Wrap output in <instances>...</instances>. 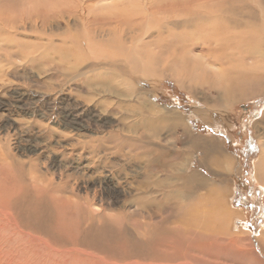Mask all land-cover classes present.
I'll list each match as a JSON object with an SVG mask.
<instances>
[{"label": "rangeland", "instance_id": "rangeland-1", "mask_svg": "<svg viewBox=\"0 0 264 264\" xmlns=\"http://www.w3.org/2000/svg\"><path fill=\"white\" fill-rule=\"evenodd\" d=\"M262 5L264 0H0V264H264V184L257 182L264 154V82L248 80L252 96L235 104L225 128L224 107L203 104L201 110L221 114L219 128L198 113L199 102L184 87L160 76L169 70L165 65L173 50L200 38L183 28L200 8L237 16L256 14ZM69 26L79 33L69 32ZM81 32L90 33L84 41L91 43L108 34L114 38L108 45L107 39L101 42L105 58L87 52L90 61L130 60L133 47L150 62L147 41L160 47L151 63L159 90L153 98L137 94L129 102L141 109L140 102L152 99L168 114L189 119L186 126L204 145L212 143L235 159L224 206L239 218L227 223L228 233L219 221L205 227L196 220L202 199L194 201L188 222L180 201L156 193L150 202L145 192L152 188L141 184L149 162L140 155L144 147L130 145L137 136L124 120L130 109L107 113L97 102L114 106L113 98L92 94L86 84L52 70L62 53L61 38ZM50 35L55 37L47 39ZM50 39L58 46L41 52ZM179 59L170 63L173 76L190 68V61ZM132 61V68L149 69L136 57ZM136 74L142 81L133 86L150 91L151 77ZM186 79L198 85L195 76ZM197 88L212 94L207 86ZM245 127L240 139L238 130ZM175 133L170 143L158 141L169 152L187 141L184 129ZM244 143L253 145L248 156L241 150ZM201 155L193 150L190 163L198 164Z\"/></svg>", "mask_w": 264, "mask_h": 264}, {"label": "bare ground", "instance_id": "bare-ground-1", "mask_svg": "<svg viewBox=\"0 0 264 264\" xmlns=\"http://www.w3.org/2000/svg\"><path fill=\"white\" fill-rule=\"evenodd\" d=\"M246 8L251 10L249 6H246ZM82 10L85 9L83 8ZM199 11L200 12L197 14L195 13L193 17L188 18L184 22L185 25L183 28L192 29V33L195 32L200 38L195 41H189L190 43L173 50V52H171L172 56L167 58L168 63L165 65V67H169V70L167 69V71L160 76L161 78L174 79L182 89L184 87L185 90L199 102L197 111H199L198 113L204 116L206 120L210 123L213 122V124H220L221 126L223 124V127H227V117L230 116L231 109L233 110L235 104L240 101L242 102L244 99H249L252 96V91L249 89H251V86L254 84L253 82L249 83L248 80L250 81L251 79L257 78L258 80L256 81L259 83L264 82V5H262V10L256 14V10H254V12L252 10L248 14L237 16L226 11L218 14L219 11L215 13L212 12L213 10L208 11L205 8H200ZM84 13L85 11H83V14ZM75 24L77 23H74V25ZM71 27L72 26H69L68 28L69 32L74 30L75 33H79V29L76 30ZM161 32L163 33V30H161ZM161 32L158 31L157 35H161ZM51 33L53 34L52 31L50 34ZM89 36L90 33L87 32L83 35V32H81L75 37L68 35V37L61 38L63 47L59 48L62 50L60 51L62 53L57 55V66L54 65L55 68L51 66L53 68L52 70H55L54 72L57 73L65 74L66 79L70 76L73 82L80 81L83 85L86 84L88 92L92 94L101 91L109 97L108 99L113 98L115 100V103H113L114 106H109L110 104L102 105L100 102H97V107L102 108L103 111L105 110L107 113L109 110L123 112L130 109L124 120L126 121L129 131L137 136V139L134 138L130 141V145L135 146L139 144L138 146L141 148L144 147L140 155L143 160L150 163L149 166V163L146 164L147 166L145 169L147 172H145L141 182L142 185H148L149 188H152V190L145 192V194L149 196L150 202L154 200L155 197L153 198V196L156 193H160L162 199L166 201H180L179 204H183L180 207L183 211L181 213L182 215L188 216L186 219L188 222L192 219V211L195 209V207L192 208L194 201L202 199L201 201L204 202L201 205V210H198L197 216H195L196 220L201 219V224L205 227L219 221L227 231V223L234 218H239L237 217V215H239L238 212H234L224 206V188L229 184L230 179L232 180L231 176H235L234 173L237 170V165L234 164L235 159L228 158L227 155H222L221 152L223 151L217 149L212 143H206L207 145H204L202 138L196 136L186 126L185 120L189 121V119L183 118L178 114H168L163 108H158L157 105L153 103L154 101L151 102L152 99H149L146 105L140 102L139 106L141 109L134 104L131 106V102H129L132 98H136L137 94L138 96L146 95L149 98H153V93H157L159 90L156 85L158 81L155 78L157 75L151 63L152 58L156 57V53L153 52L154 49L157 48L159 51L160 47L150 40L147 41L146 46L150 51V62L138 56L135 51L136 48L132 50L133 47H130L132 56L130 60L123 59L119 62H107L108 59H96L90 61L87 57V52L92 51L105 58L106 51L100 47L104 45L101 42L107 39L106 44L108 45L114 41L112 40L114 38H112L111 34H108L107 36L104 35L102 39H95L94 43H91V41H84L85 37L88 38ZM52 37L50 35L47 39ZM54 42V40L50 39V44L44 47L41 52L47 49L55 50L58 45H56V47L52 46ZM59 43H61V41H59ZM67 43H70V45L67 46ZM15 45L17 47V44ZM151 48L153 50H151ZM65 52L71 53L74 59L65 56ZM160 52H162V50ZM94 53H92V55H95ZM190 53L192 54V58L188 59L187 55ZM133 57L138 58L142 64L146 65L149 69L146 70L144 68L139 71L130 67L133 62ZM181 58L183 63L185 59L191 62V65L188 62L191 69L184 67L185 69L182 74L173 76V74L169 72L170 67H172L170 63H173V61L177 59L181 60ZM203 68L204 71L202 70ZM136 73H143L142 75L148 74V76L151 77L152 88L150 91L137 90L133 86L135 82L142 81L141 78L137 77ZM186 74L195 76L198 85H195V87L191 86L189 80L193 78L189 80L186 79L187 82L185 80ZM52 77H55V75ZM204 77H210V79ZM204 86H207L211 90V95H207L205 92L199 93L201 89L197 87L203 88ZM247 90L251 92H247ZM121 102L128 103L126 105L130 108L125 107L126 105L120 106V104H122ZM203 104L209 106V108L214 104L224 107V109L220 111L225 117L223 123L221 124L216 117L220 116V113L210 110H207V112L201 110L204 109ZM232 118L233 117H231V119ZM73 119L75 121V118ZM131 120H133V122L129 123ZM74 121L72 123H74ZM75 123L81 125L77 119ZM260 123L264 124V119H262ZM220 125L219 128L221 127ZM179 127L184 129L183 136L184 138L186 137L187 141L183 142V149H176L172 146L173 151L169 152V150L165 149V146H162L161 142L159 144L158 141L163 140L165 143H170V139L176 134L175 131ZM112 135L114 134L110 133L108 136ZM163 135L167 137L163 138ZM184 138H182L181 141H183ZM90 142L93 143V141H89L85 142V145ZM102 143H104V140ZM186 147L189 149H185ZM195 149L202 155L200 157L197 156L199 158L198 164L195 162L196 165L193 166V162L190 163L191 158H189V154ZM173 159L176 161H173ZM257 173V182L259 184L263 182L264 184V154L261 159V164L257 168ZM160 199L159 201H161ZM159 204H161V202ZM186 209L189 210L186 211ZM202 217L204 218L202 219ZM220 231L223 232V229ZM226 231L225 234L228 233V231ZM242 251H244V249ZM252 251L253 250H250L249 252Z\"/></svg>", "mask_w": 264, "mask_h": 264}, {"label": "flooded vegetation", "instance_id": "flooded-vegetation-1", "mask_svg": "<svg viewBox=\"0 0 264 264\" xmlns=\"http://www.w3.org/2000/svg\"><path fill=\"white\" fill-rule=\"evenodd\" d=\"M246 130H247L246 127L244 129L238 130V131H240V133H237V137H240V139H243V137H245V136H241V135H243L242 132H244ZM249 133H250V131H249ZM244 144H245V146L242 147L241 150H244V153L246 154V156H248L251 149L253 148V145L249 146V143H244Z\"/></svg>", "mask_w": 264, "mask_h": 264}]
</instances>
